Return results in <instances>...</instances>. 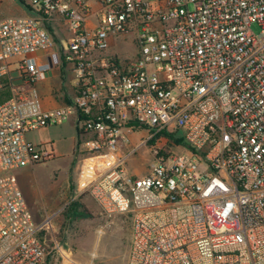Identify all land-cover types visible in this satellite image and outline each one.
<instances>
[{
    "label": "built area",
    "instance_id": "2783aa9c",
    "mask_svg": "<svg viewBox=\"0 0 264 264\" xmlns=\"http://www.w3.org/2000/svg\"><path fill=\"white\" fill-rule=\"evenodd\" d=\"M23 4L0 19V264L60 251L46 238L56 214L36 221L14 174L53 155L27 134L67 121L81 191L106 218L131 213L125 264H264V0ZM120 37L133 59L110 52ZM52 67L69 93L45 110L35 83ZM139 149L142 176L124 167Z\"/></svg>",
    "mask_w": 264,
    "mask_h": 264
},
{
    "label": "rangeland",
    "instance_id": "374dc122",
    "mask_svg": "<svg viewBox=\"0 0 264 264\" xmlns=\"http://www.w3.org/2000/svg\"><path fill=\"white\" fill-rule=\"evenodd\" d=\"M11 13L8 0H0V18ZM250 28L254 33L260 31L256 24H251ZM61 44L66 48L65 39ZM110 52L122 60L133 59L137 50L130 37H120L113 42ZM36 88L40 95L44 93L41 86L37 85ZM173 93L176 94L175 91ZM2 94L0 92V101L4 99ZM142 135L145 134H131L133 145ZM27 137L45 149L52 146L54 152L50 160L22 168L21 174L25 178L20 185L23 194L25 191L27 193L28 199H25L36 221L56 213L46 238L49 249L55 240L60 251L50 255L48 264H125L131 213L106 218L100 215L90 197L81 191L83 156L80 155L81 147H77V135L71 123L67 121L58 126L42 128L28 133ZM151 162L148 152L139 149L125 162L124 167L128 173L142 176L147 174ZM15 177L20 184L18 176Z\"/></svg>",
    "mask_w": 264,
    "mask_h": 264
},
{
    "label": "crops",
    "instance_id": "0c3cea01",
    "mask_svg": "<svg viewBox=\"0 0 264 264\" xmlns=\"http://www.w3.org/2000/svg\"><path fill=\"white\" fill-rule=\"evenodd\" d=\"M8 5L10 6L12 13L10 15H6L4 17H7V16H25L28 14V10L25 8L23 2L22 3H16L14 0H8ZM4 17H1L0 19H2ZM36 61H37V63H44L46 61V58L43 54L38 53L36 55ZM65 77H66V74L60 68L52 67L47 72L46 77L43 80H40V81L35 83V88L37 85H39V86H41V88H43V91L45 93V94L41 93V95H40V93H39L40 91H38V89L36 88L43 109H45V110L54 109V108L59 107L62 104H64L62 94H63V92L69 93L68 78L67 77L65 78ZM43 94H44V96H42ZM42 98H43V100H42ZM70 123L73 126L71 121H70ZM27 139H28V137H27ZM73 144H74V142L72 143V147H73ZM72 152H73V149H71V153ZM15 175H17L19 180H20V184L18 182L19 186L22 185V181L24 180L25 177L23 176V174H21V169L17 170L15 172ZM20 188H21V186H20ZM25 192L23 194L24 199H25V197H26V199H28L27 193H25ZM26 199H25V202L27 204ZM51 214H56V213H51ZM51 214H48V215H51ZM46 216L47 215H45V217ZM116 216H122V215H116Z\"/></svg>",
    "mask_w": 264,
    "mask_h": 264
},
{
    "label": "trees",
    "instance_id": "16d2710c",
    "mask_svg": "<svg viewBox=\"0 0 264 264\" xmlns=\"http://www.w3.org/2000/svg\"><path fill=\"white\" fill-rule=\"evenodd\" d=\"M0 92L3 93V94H2V95H3L2 99H3V98H4V99L0 101V102H2V101H4L5 99L8 98V96H9V92H8L7 88H5V87H4L2 90H0ZM7 95H8V96H7Z\"/></svg>",
    "mask_w": 264,
    "mask_h": 264
}]
</instances>
